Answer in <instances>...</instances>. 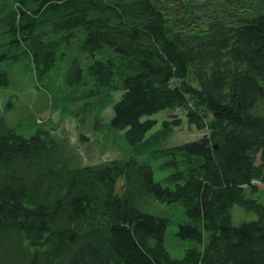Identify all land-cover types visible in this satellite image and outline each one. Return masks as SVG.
<instances>
[{
  "label": "trees",
  "instance_id": "1",
  "mask_svg": "<svg viewBox=\"0 0 264 264\" xmlns=\"http://www.w3.org/2000/svg\"><path fill=\"white\" fill-rule=\"evenodd\" d=\"M2 62L81 90L68 99L132 156L78 166L49 130L0 118V264H264V203L246 195L264 185V0H0ZM176 109L204 133L167 146L183 119L149 135L152 117ZM151 197L181 205L182 258ZM236 204L258 219L234 224Z\"/></svg>",
  "mask_w": 264,
  "mask_h": 264
},
{
  "label": "rangeland",
  "instance_id": "2",
  "mask_svg": "<svg viewBox=\"0 0 264 264\" xmlns=\"http://www.w3.org/2000/svg\"><path fill=\"white\" fill-rule=\"evenodd\" d=\"M5 68L9 69V83L0 84V118H4L9 126L15 127L26 137L35 134L39 128L49 130L64 141L73 162L78 166L132 156L123 132H113L105 125L100 128L97 113L89 109L92 104L88 102V98L76 99L77 102L68 99L69 93L76 97L81 95V90L65 89V82L61 81L62 77L57 81L59 85L57 89L49 82H39L35 75L26 72L20 63L6 65L2 62L0 71ZM86 86L92 85L87 83ZM61 94L65 95L66 100H57ZM65 101L66 103H62ZM111 115L112 109L109 106L102 112L103 121L109 120ZM172 116L180 117L183 121L181 126L175 128L173 135L167 141V146L193 141L203 135L204 131L189 126L181 109L164 110L155 114L152 118L157 120V124L149 135L161 128L165 118L170 119L173 118ZM258 162H260V155ZM159 163V160L152 161L155 179L160 182L170 171L160 169ZM255 183L257 190L247 189L246 195L264 203V185L260 182ZM119 186L122 190L123 179L119 181ZM145 210L170 218L171 222L165 234V245L172 257L182 258L186 249L195 242L180 239L177 235L179 222L183 217L181 205L172 207L168 203L151 197ZM232 215L236 225L258 219L255 212L246 211L238 204L234 205Z\"/></svg>",
  "mask_w": 264,
  "mask_h": 264
}]
</instances>
